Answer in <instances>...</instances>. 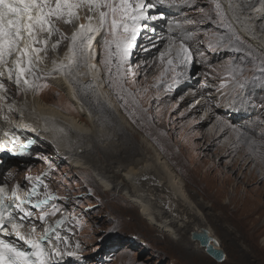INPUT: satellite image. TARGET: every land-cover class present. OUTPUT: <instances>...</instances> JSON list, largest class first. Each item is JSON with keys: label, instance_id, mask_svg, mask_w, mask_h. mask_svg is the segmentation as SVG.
Segmentation results:
<instances>
[{"label": "rangeland", "instance_id": "374dc122", "mask_svg": "<svg viewBox=\"0 0 264 264\" xmlns=\"http://www.w3.org/2000/svg\"><path fill=\"white\" fill-rule=\"evenodd\" d=\"M135 2L130 0L133 5ZM151 2L160 4L158 0ZM164 3L171 5V9L164 8L169 10L170 17L165 20L162 16L164 23L160 28L148 20L137 22L136 26H142V30L119 68L115 55L111 59V75L101 63L105 84L122 106L133 133L126 128L117 130L113 139L117 147L107 146L106 139L97 140L102 150L92 149L90 156L101 160L102 164L115 158L125 164L138 156V139L145 138L156 146L181 178L183 189L202 212L204 223L196 217L189 219L177 232L179 238L174 239L142 218L123 186L115 187L110 182L102 186L94 161L84 160L86 169L72 168L71 160L55 156L52 148L35 145L32 160H22L19 166L17 159V163L8 161L19 167L14 170L10 165L8 170L18 175V170L24 169L20 173L21 180L44 177L41 195L60 198L58 207L66 221L60 226L65 229L66 224L70 225L67 226L69 233L64 234L69 242L67 247L75 252L76 248L81 249V254L87 258L86 264H99V260L105 264H264V53L238 32L225 11L223 0H164ZM174 5L177 11L172 8ZM162 13L150 10L149 18ZM144 24L148 25L146 29ZM163 28L169 29L166 32L169 36L154 48L156 43L148 37L154 36L156 31L162 32ZM173 31H179L178 35ZM102 33L99 47L105 60L103 41L111 40L112 35L107 28L102 29ZM117 35H122V30ZM169 37H174L173 42H178L179 48L174 51L167 48ZM111 50L115 53L114 44ZM156 57H160L159 64L155 62L145 68L146 62ZM32 62L34 71L39 72L37 64ZM35 78V89L45 98L74 108L63 91L52 85L51 76L37 74ZM6 82L13 87H4L8 96L20 102L21 86L13 79ZM132 85L130 93L128 88ZM14 92L19 93L15 96ZM190 93L192 97H188ZM241 96L258 100L254 108L257 113L251 109L253 121L240 113V120L236 122L245 126L235 123L231 114L224 112L232 105L229 101H241ZM200 97L206 103L199 111L190 112L192 104ZM225 99L228 102H224ZM206 109L212 116L202 121L200 116ZM254 117L258 118L257 122ZM102 119V129L105 123L109 126L117 123L104 108ZM210 127L215 128L217 134L210 136ZM210 142L214 145L208 147ZM219 145L229 150L224 157L218 153ZM229 198L232 201L227 203ZM225 204L228 209L235 206L239 210L234 217L240 227L234 217L230 218L222 210ZM196 226L212 229L225 252L221 261L190 241L189 234ZM173 229L177 230L178 226L173 224Z\"/></svg>", "mask_w": 264, "mask_h": 264}, {"label": "bare ground", "instance_id": "6f19581e", "mask_svg": "<svg viewBox=\"0 0 264 264\" xmlns=\"http://www.w3.org/2000/svg\"><path fill=\"white\" fill-rule=\"evenodd\" d=\"M73 2L78 3L79 0H73ZM147 2L148 0H146ZM152 3L154 4V2ZM223 4L225 11L231 16L230 18L238 32L248 38L256 48L264 53V0H223ZM253 5L255 8H252ZM155 9H157L156 6L151 10ZM73 11L78 18L70 17L66 12L63 18L54 15L52 25L50 26L51 34L49 35V30L46 29L44 33L40 34V40L45 42H36L32 45V47L38 49L37 52L31 55L39 68V72L34 71V75L30 74L27 77H22V82L19 85L22 88V93L19 95L20 102H14V99L8 96L4 88L11 89L12 87L6 82L9 80L7 71L5 70V75L0 77V83L4 85L3 88H0V127L5 129V127L10 125L9 128L13 129L14 125H22L26 131L24 133L12 130L3 132L0 129V137L3 136L4 140H8L15 135V139L22 141L27 140L28 136H34L37 139L33 146L52 148L55 156L69 158L71 160L70 167L72 168L86 169L83 161H94V166L97 169L96 176H99L102 186H108L109 182L115 187L123 186L127 193L126 196L138 207L142 218L150 224L155 225L158 230L166 232L174 239H178L177 232L187 225L189 219L196 217L200 223H204V216L197 205L191 202L183 189L181 178L170 166L164 155L158 151L156 146L141 137L137 142L138 156L125 164L117 160L118 158L108 160L105 164H102L101 160H95L90 156L92 149L98 152L102 150V145H97V140L106 139V142L108 140L107 146L114 144L117 147V144L113 140L116 138L115 133L117 130L126 128L130 133H133V129L127 118L123 115L122 106L118 105L112 97L102 77V52L99 47L101 33L91 34L93 47L92 49L85 47L83 54H79V43L76 45V54L70 50V44L72 43L70 38L72 34L79 30V25L89 22L88 16L92 17L93 25L98 23L97 14L89 12L86 5L84 7H76ZM162 16L166 20L170 17V14L169 12H163L161 15H157V20L149 18L148 22L160 28L164 23ZM71 18L74 20L72 23H70ZM138 28H142V26ZM172 28L173 26L170 27V29ZM168 30L163 28L162 32L156 31L154 36L148 37V40L152 38L153 42L156 43L154 48L163 44V40L169 36L166 34ZM178 32L173 31L176 34ZM169 38V47L167 48L171 51L179 48L177 46L178 42H173L174 37ZM89 53H92V59L87 58ZM146 53H150V51ZM36 57H39V60ZM155 62L159 64L160 57L148 60L145 68L151 67ZM37 74L42 75V77L51 76L52 85L63 91L65 98L73 102L74 108L64 107L50 101L49 98H45L42 92L36 90L37 80L35 76ZM24 78L34 81V87L31 89L27 88L23 84ZM12 79L15 82V72L12 74ZM158 85L161 86L162 83L159 82ZM129 87L128 90L132 93L134 86ZM14 93L16 96L19 92ZM192 96L193 93L188 95V97ZM205 103L206 100L200 97L192 104L190 112L195 113L199 111L200 107ZM228 107L230 105L224 110H227ZM102 108L107 109L115 118V121H117L115 126H109L105 123V127L102 129V124L104 125ZM211 116V111L206 109L200 118L202 121H208ZM100 126L101 128H99ZM209 132L210 136H212L215 133L217 134L218 131L210 127ZM11 142H13L11 145L13 147L16 144V140H12ZM212 145L214 143L210 142L208 147ZM219 147L217 148L218 153L221 154L220 157H224L229 150L226 146ZM2 160L5 161L7 159ZM115 163L116 165H113ZM7 164L13 165V163H6L2 169L6 168ZM233 165H236L235 161ZM119 175L122 177L120 178ZM244 199L248 201V198L244 197ZM230 201H232L231 198L227 200V203H230ZM222 210L230 218L234 217L239 211L235 206L228 209L226 204L222 205ZM260 215H263V213L261 212ZM234 222H237L236 225L239 226V220L236 219ZM173 224L178 226L177 230L173 229ZM61 229L65 230L64 227H61ZM208 229L213 234L212 229L210 227ZM193 230H200V228L196 226ZM65 232L61 235L63 239L62 245L60 247L56 246L52 252L53 254L56 252L64 254L61 264H69L72 258H69L66 254L75 252L71 248L68 249L69 242L65 239ZM37 233L38 231L34 230L25 231V234L29 237H33ZM189 239L197 248L204 250V247L197 240H193L191 236Z\"/></svg>", "mask_w": 264, "mask_h": 264}, {"label": "snow or ice", "instance_id": "6c2138e0", "mask_svg": "<svg viewBox=\"0 0 264 264\" xmlns=\"http://www.w3.org/2000/svg\"><path fill=\"white\" fill-rule=\"evenodd\" d=\"M163 5L164 0H158ZM87 6L89 12L96 13L98 23L93 25L92 17L88 16V23L79 25V30L71 36L70 50L76 54V45L79 43V54L84 53V48L92 49V35L94 33H102V29L107 28L112 35V39L103 41L106 51V59L101 63L111 75V59L113 55L118 57V68L123 64L130 50L135 46L138 34L141 28L136 26L137 22L147 21L149 19V11L155 7V4L148 0H136L133 5L130 0H79L78 3L73 0H0V77L5 75L7 71L9 79L15 72V82L17 86L22 82V77L34 75L35 64H33L32 53L38 51L32 47L36 42L44 43L40 40V34L48 29L51 34L50 26L52 25L53 16L63 18L65 12L68 16L76 17L73 11L76 7ZM152 20L158 17L152 15ZM148 27L144 24V28ZM122 30V35H117ZM23 44V46H22ZM115 45V53L112 52L111 46ZM55 47V45H53ZM183 49L184 46L181 45ZM187 51V49H184ZM88 59H92V53L88 54ZM39 60V57H36ZM171 63V61H169ZM23 84L31 89L34 87V81L27 78L23 79ZM0 83V88H3ZM13 155H22L23 153H12ZM35 191V189H33ZM16 192L13 190L12 196L8 199H16ZM50 198V197H49ZM46 200H38L33 208H40L46 203ZM25 200H21L15 207L23 214L22 219L31 217V211H25ZM12 217V209L5 205L3 197V189H0V228L6 226V221ZM40 220L44 216H39ZM20 225L12 223V229L17 237L24 239L23 234L18 230ZM51 229L45 230V236L41 240L49 239L47 233ZM103 235V234H101ZM59 242V236L57 237ZM24 243L31 248V251H25L14 244L9 243L6 239H0V264H61L63 255L60 252L50 253L39 240H25ZM69 258L77 257L75 252L66 254Z\"/></svg>", "mask_w": 264, "mask_h": 264}, {"label": "water", "instance_id": "95a60500", "mask_svg": "<svg viewBox=\"0 0 264 264\" xmlns=\"http://www.w3.org/2000/svg\"><path fill=\"white\" fill-rule=\"evenodd\" d=\"M190 236L193 240H197L204 247L205 252L215 260L221 261L224 258L225 252L220 247L218 238L210 233L208 227L193 230Z\"/></svg>", "mask_w": 264, "mask_h": 264}]
</instances>
